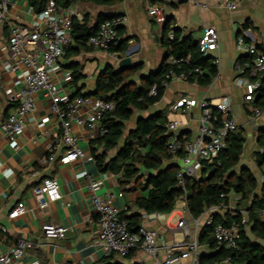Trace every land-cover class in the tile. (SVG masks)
I'll list each match as a JSON object with an SVG mask.
<instances>
[{
    "label": "crops",
    "instance_id": "crops-1",
    "mask_svg": "<svg viewBox=\"0 0 264 264\" xmlns=\"http://www.w3.org/2000/svg\"><path fill=\"white\" fill-rule=\"evenodd\" d=\"M236 1L238 7L234 10L222 7L224 0H122L113 5L80 1L81 13L88 16L92 25L96 24L100 15L127 16L128 22L120 28L123 50L102 51L88 46L85 49L72 50L70 54L66 51L59 62L60 68L56 76L69 94H77V87L72 84V74L74 65L80 64L84 74L83 79L78 82L81 93L92 94L95 92V83L100 73L109 67L116 70L118 60L125 56L127 49H131V67H139V69L129 81L139 85L142 77L157 72L163 66L166 56L164 41L169 38L173 29L177 30L180 39L197 42L206 27H214L219 33V44L209 54L217 66V74L212 82L208 85L186 81L171 83L164 90L161 99L149 110L134 111L132 117L124 122V134L119 141V147L136 127L140 117L154 114L165 115V120H178L181 126L174 134L182 136L184 141L192 140L199 133L201 110L199 106H195L187 112L174 111L172 109L174 102L182 96L198 101L217 100L222 96H229L239 129L244 131L245 138L249 140L251 146V149L244 150L243 154L246 158L242 163L240 160V167L250 168L260 187L264 183V174L257 155L258 147L261 145L260 134L264 131V113L256 120V126L253 125L254 119L249 111L251 105L244 101L245 91L236 83L238 76L236 64H244L250 61L251 57L236 49V37L242 31L248 30L251 33L249 39L254 40L258 49L264 52V0ZM151 5L164 7L166 23H159L149 15L148 8ZM37 12L28 0H18L16 5L10 8L8 20L31 24ZM9 32L8 22L0 25L1 121H5L20 102H10L8 91L19 95L23 88L20 72L9 67L12 63L8 53ZM217 59L219 63H216ZM34 98L36 109L27 115L25 130L15 142L9 141L0 130V224L7 228L6 232L0 229V242L5 249L14 245L19 239L34 242L36 246L29 250L23 261L24 264H28L33 257L43 258L48 264H160L168 257V249L175 241H190L194 236L198 238L201 257L216 254L220 250L218 243L209 244L208 237L202 242L199 240L200 233L205 227V217L196 224L188 212L186 218L190 226V237H185L177 228V223L182 217L181 210L186 208L183 199L177 202L171 213L154 212L160 217L146 218L145 214L148 212L139 207L137 201L146 198L149 189L144 186L130 189L129 185L120 182L122 172L100 169L94 159L92 146L98 150L103 149L97 142L101 135L94 133L92 136V132L87 128L75 129V132L82 137L80 145L87 151L86 158L69 163L61 162L56 158L42 165L40 159L50 154L49 147L56 142L61 129L57 119L52 115L49 100L42 93L34 94ZM40 120H45L43 126L38 125L37 122ZM174 134L170 133V135ZM56 151L57 156L62 154L61 147ZM115 153L116 150L111 151L108 159ZM180 161L179 157L174 156L170 161H166L164 166L181 168ZM84 170L88 172V177L102 182L97 191L99 195L113 194L114 203L121 212L129 218L139 215L138 224L157 231L159 250L156 257L150 256L141 247L134 249L127 256L104 254L96 241L98 214L92 203L93 194L89 187V178L78 177V174ZM201 172L202 170L197 175ZM46 176H53L58 180L62 199L42 210L38 206L33 187ZM237 198H240L237 207L243 211L241 215L246 220L241 230H245V236L250 244L264 247V238L252 231L248 210L239 204L242 196L235 192L229 194L231 202ZM19 201L26 203L28 211L16 219H10L8 214ZM262 214L264 216V211ZM131 222H134V219ZM47 223L65 226L67 228L65 237L46 239L43 225ZM187 252L186 248L181 247L173 250L172 254L180 257V264H188ZM257 264H264V259H260Z\"/></svg>",
    "mask_w": 264,
    "mask_h": 264
},
{
    "label": "built area",
    "instance_id": "built-area-1",
    "mask_svg": "<svg viewBox=\"0 0 264 264\" xmlns=\"http://www.w3.org/2000/svg\"><path fill=\"white\" fill-rule=\"evenodd\" d=\"M18 0H0V25L9 23L8 53L12 60L9 64L12 70L20 72L23 88L19 95L8 91L10 102L20 101L15 111L5 120H0V130L11 142H15L22 135L26 127V117L36 109L34 94L42 93L49 100L52 115L57 119L60 126V135L56 142L49 148L50 154L40 159L42 165H46L56 158L61 162L69 163L88 156L87 151L80 145L82 139L76 132V128H87L98 135H104L107 128L103 122L108 112L113 111L116 103L95 95L69 94L62 86L56 76L59 70V62L66 53V48L73 43L74 19H83L79 6L80 1L63 7L57 0H46L43 10L35 13L31 24L11 22L8 14L11 7ZM206 6V5H203ZM222 7L234 10L238 7L236 0H224ZM148 13L159 23L167 20L164 7L151 5ZM128 22L127 16L114 15L99 23L94 34L87 40V46L109 51L117 46L120 41V28ZM171 32L169 38L173 39ZM251 33L244 30L236 37V49L251 57V60L236 64L238 76L236 83L244 89V101L251 105L249 111L254 120H258L264 113L263 108L257 107L255 101L262 94L264 98V52L258 49L254 40H250ZM198 43V50L203 56L218 47L219 33L211 26L206 27ZM191 54L176 57L169 55L163 64L164 77L162 86L166 89L171 83L178 81L191 82L189 76L193 72H200V68L186 70L184 66L191 60ZM219 63V59L216 60ZM150 96L158 95V86L154 84L149 92ZM199 106L201 115L199 118V133L192 140L181 141L180 135L174 133L181 126L178 120H167L164 124L166 132L172 133L168 142L170 152L177 156L178 150H183L184 155L179 157L184 163L177 173V184L183 186L186 176L197 175L207 165L220 166L222 164L221 154L228 146L229 138L239 130V125L233 114L232 100L229 96H222L217 100L198 101L188 96L178 98L172 109L174 111L187 112ZM43 126L45 120L37 122ZM61 147V155L57 156L56 149ZM258 153L263 158L262 172L264 174V143L258 147ZM78 177H88L87 171H82ZM89 178V187L92 191V203L98 214L97 243L101 246L104 254L111 256L129 255L134 249L141 247L147 254L156 257L158 254V233L143 225H130L126 218L121 217V209L114 203L113 194L99 195L102 182L98 179ZM38 206L44 210L51 203L62 199V192L58 180L53 176H46L33 187ZM229 197V194L227 195ZM185 200V198H182ZM229 200L228 204L222 203L208 208L203 215L195 219L196 224L205 217V226L211 227V233L219 246H223L228 253L215 262L205 264H234L233 255L241 250L240 232L245 218L234 220L225 224L216 220V216L230 212L232 215L242 214L243 211L237 207L238 200ZM28 211L25 202L19 201L10 210L8 217L16 219ZM187 207L181 210V219L177 223L185 237L191 236L189 222L186 218ZM146 218L160 217L157 213L145 214ZM3 232L7 228L0 224ZM67 228L65 226L47 223L43 225V234L46 239L64 238ZM36 244L27 239H19L14 245L5 249L0 242V264H24L23 261L30 249ZM184 247L189 257L188 264H202L199 253V242L197 236L190 241H175L168 249V257L160 264H180V257L172 254L173 250ZM28 264H48L39 257H33ZM235 264H246L237 260Z\"/></svg>",
    "mask_w": 264,
    "mask_h": 264
},
{
    "label": "trees",
    "instance_id": "trees-1",
    "mask_svg": "<svg viewBox=\"0 0 264 264\" xmlns=\"http://www.w3.org/2000/svg\"><path fill=\"white\" fill-rule=\"evenodd\" d=\"M31 5L40 12L43 10L46 0H28ZM78 1L90 2L97 5H113L122 0H57L63 7H68ZM109 16L100 15L96 24L89 22L87 15L83 19H74L73 43L67 48V54L72 50L87 48V40L94 34L100 22ZM166 23V22H165ZM120 31V30H119ZM173 39H166V55L186 56L191 54V60L184 66L186 70L200 68V72H193L189 76L191 82L201 85H208L217 74V66L213 63L211 56H203L198 50V43L189 39H180L177 30L173 29ZM122 40L111 48L110 51L118 52L123 50ZM139 67H131L124 70H114L112 67L104 69L97 77L95 92L92 94L116 103L113 111L108 112L103 119L107 132L98 140L103 149L93 148L92 152L96 164L104 171L122 172L120 182L129 185L130 189L140 186L149 189L146 198H140L137 205L148 213H171L177 202L185 198L189 214L200 218L210 207L228 204V194L238 193L242 196L239 204L244 206L250 215L252 231L264 238V183L259 187L254 173L248 167H240L241 156L244 152L245 135L239 129L228 140V146L221 154L222 164L220 166L207 165L200 175L186 176L183 186L177 184V173L180 167L164 166L170 161L174 154L168 148L170 133L165 129V115L154 114L149 117H140L136 127L131 131L124 144L119 147V141L124 134V122L129 120L134 111H147L158 102L165 88L162 86L164 77L163 66L158 72L141 78L140 84L136 85L129 80L136 74ZM82 67L74 65L72 84L77 87V95L81 93L78 82L83 79ZM154 84L158 86V95L150 96V89ZM91 94V95H92ZM257 107L263 108L264 99L262 94L255 101ZM261 144L264 143V131L260 134ZM183 141L182 136L179 137ZM116 150L113 157L108 159L109 153ZM178 157L184 155L183 150H178ZM257 160L262 165V158L257 155ZM213 167L210 172L208 168ZM147 172V174H144ZM121 217L130 220V225H138L139 215L130 218L121 212ZM242 215H232L230 212L224 215H217L216 220L230 224L234 220H241ZM134 222H131L133 221ZM241 250L233 255L234 264L237 260L246 264H257L264 259V247L250 244L245 230H241ZM206 237L209 244L217 243L211 233V227L205 226L200 233L199 240L202 242ZM228 251L220 246L216 254L201 257L202 264L215 262L224 257Z\"/></svg>",
    "mask_w": 264,
    "mask_h": 264
},
{
    "label": "water",
    "instance_id": "water-1",
    "mask_svg": "<svg viewBox=\"0 0 264 264\" xmlns=\"http://www.w3.org/2000/svg\"><path fill=\"white\" fill-rule=\"evenodd\" d=\"M109 17H112V16H109ZM166 57L167 55L165 56V58ZM131 66H132L131 49H127L125 51V56L118 60L116 70H124V69L130 68ZM161 69L162 67L158 71H160ZM86 95H91V93H88Z\"/></svg>",
    "mask_w": 264,
    "mask_h": 264
},
{
    "label": "rangeland",
    "instance_id": "rangeland-1",
    "mask_svg": "<svg viewBox=\"0 0 264 264\" xmlns=\"http://www.w3.org/2000/svg\"><path fill=\"white\" fill-rule=\"evenodd\" d=\"M252 121L254 122L253 125L256 126V124H257L256 120H252ZM126 133H127V132H126ZM249 149H251V146H250V142H249V140L247 139V140H246V144H245V148H244V150L247 151V150H249ZM245 158H246V155L243 154V156H241V163L244 162ZM180 166H181L182 168L185 167V166H184V163L182 162V160L180 161ZM212 168H213V167H209L207 171L210 172V171L212 170Z\"/></svg>",
    "mask_w": 264,
    "mask_h": 264
}]
</instances>
